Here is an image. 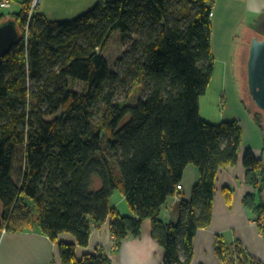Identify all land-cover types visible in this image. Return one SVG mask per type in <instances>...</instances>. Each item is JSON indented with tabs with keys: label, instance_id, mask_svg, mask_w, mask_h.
<instances>
[{
	"label": "trees",
	"instance_id": "16d2710c",
	"mask_svg": "<svg viewBox=\"0 0 264 264\" xmlns=\"http://www.w3.org/2000/svg\"><path fill=\"white\" fill-rule=\"evenodd\" d=\"M213 2L99 0L64 20L36 11L31 17L29 0L9 18L0 7V23L13 19L20 35L0 71V239L20 224L37 227L57 242L63 264H113L102 245L82 257L77 248L110 219L119 251L142 237L150 220L163 263H193L194 238L213 220L219 170L239 162L244 142L238 119L212 123L201 116L216 64ZM116 30L138 38L114 70L105 52ZM137 78L147 87L144 97L118 102L119 85ZM78 81L88 92L75 90ZM99 103L106 110L97 125ZM258 109L254 119L264 128ZM243 162L256 190L244 204L264 231V155L249 147ZM189 164L199 167L200 179L192 198L181 201L179 220L167 222L161 211L181 193ZM117 190L130 214L113 205ZM224 192L230 204L233 189ZM63 232L77 242L61 241ZM217 253L230 264H263L240 241L220 240Z\"/></svg>",
	"mask_w": 264,
	"mask_h": 264
},
{
	"label": "crops",
	"instance_id": "0c3cea01",
	"mask_svg": "<svg viewBox=\"0 0 264 264\" xmlns=\"http://www.w3.org/2000/svg\"><path fill=\"white\" fill-rule=\"evenodd\" d=\"M65 1V0H63ZM92 1V0H91ZM228 1L226 12L223 14L222 26L230 23L229 20L236 15L237 6L243 5L242 13L252 14L248 27L252 30V36H258L263 31L264 22V0H223ZM224 8L223 2L216 6L212 12V36L214 35V23L218 9ZM44 13V12H43ZM47 17L48 15L44 13ZM248 14V15H249ZM246 15V16H248ZM245 16V15H244ZM246 16L244 17L246 20ZM249 17V16H248ZM49 18V17H48ZM240 19L238 23H240ZM263 21V22H262ZM247 23V20H246ZM239 26V25H238ZM238 29V28H237ZM254 112H257L255 107ZM254 117V114H253ZM256 124V122H255ZM242 125V124H241ZM257 125V124H256ZM243 126L244 142L240 150L239 163L228 165L219 170L216 180L213 220L206 228L197 232L194 241V258L192 264H226L220 260L217 254V245L223 240L228 245H234L239 240L244 248L257 259L264 262V236L259 226L255 223V217L251 214L245 204L244 197L256 191L255 188L246 181L247 170L244 166L243 156L245 150L253 148L258 158L264 150V130L260 138V146L250 144L245 125ZM259 126V125H258ZM253 130L251 128V134ZM262 142V143H261ZM263 144V145H262ZM200 179L199 168L195 164H189L184 170L181 181L182 191L170 196L160 214V218L167 222L179 220L180 204L184 199L192 198V191ZM225 187L233 189V198L230 204L227 202ZM113 205L123 214H130L126 199L118 191L112 197ZM89 245L78 246L77 255L82 257L84 253L93 252L98 245L104 246L106 252L110 254L113 264H164L165 252L163 248L152 238L151 221L146 220L143 225V234L140 238H131L123 244L119 251H114V239L110 232V219L102 225H97L92 231ZM61 241L71 243L77 242L76 237L67 232L60 235ZM0 264H63L60 248L57 242L40 231L39 228L23 229L18 231L8 230L1 235L0 239Z\"/></svg>",
	"mask_w": 264,
	"mask_h": 264
},
{
	"label": "rangeland",
	"instance_id": "374dc122",
	"mask_svg": "<svg viewBox=\"0 0 264 264\" xmlns=\"http://www.w3.org/2000/svg\"><path fill=\"white\" fill-rule=\"evenodd\" d=\"M25 1L26 0H11L12 5L8 9H3V12L7 14V18L21 11ZM38 1V5H35L37 2L36 0H29V3L27 5H24L26 8L29 9L31 17L36 11L42 14L43 12L46 13L49 19L51 20H64L65 18H76L78 15L87 12V10L93 7L99 0ZM216 1L217 0H214L213 2L214 6H216ZM218 2L219 4L223 2L224 8L220 9L219 7L217 11V17L214 23L215 30L214 35L212 36V52L215 57L216 64L213 78L211 81L212 83L200 101L201 116H203L205 119L212 123L238 119L240 125L242 124L246 127L245 131L248 140H250V144L260 146L259 142L260 138H262L263 136V131L261 129V126L260 128L258 125L255 124V119L252 114V111H254L253 107H255L257 112H259V109L256 103H254L253 101L251 92H249V81H247V63L249 59L248 55L251 48L250 44L253 40V37H251L252 30L248 27V22H251L250 18L252 17V14H243L241 10H243L244 6L240 4L239 6H237L238 9L235 13L236 15H233V17L229 20L230 23H227L226 26H222V20L224 18L223 14L226 12V6H228V1L218 0ZM244 15L249 16H246L247 23L244 18ZM239 19L241 20L240 23H238ZM263 34L264 22L263 31L262 33L258 34V36L262 37L264 36ZM136 38H138V35L134 33L124 34L123 32L116 30L111 40V43L105 52L112 69H117V60L128 53V51L132 48L133 39ZM73 84L75 90H77L78 92H88L87 85L84 82L78 81ZM147 91V87L146 85H143V81L137 78L134 83L130 82L119 85L115 98L118 102L135 103L140 97H144ZM105 108L106 106L104 103H99L98 105L93 107L94 113L92 118L97 125L101 124L100 119L102 118L103 113L106 110ZM262 114V123L264 125V113ZM251 128L253 130L252 134ZM262 155H264V150ZM97 180L99 181L100 179L97 178ZM33 213L35 219L36 213L34 211ZM262 222L264 225V216ZM255 223L258 225L257 220H255ZM20 225L21 226H19L18 230H23L22 224ZM260 230L262 231L264 236V231L261 228ZM7 231L8 230L6 229V232ZM2 234H4V231ZM229 259H231V257ZM225 263L230 264L229 262ZM262 263L264 264L263 261ZM233 264L237 263L234 262Z\"/></svg>",
	"mask_w": 264,
	"mask_h": 264
},
{
	"label": "water",
	"instance_id": "95a60500",
	"mask_svg": "<svg viewBox=\"0 0 264 264\" xmlns=\"http://www.w3.org/2000/svg\"><path fill=\"white\" fill-rule=\"evenodd\" d=\"M19 38V30L13 19L0 23V71L4 55L11 52ZM250 47L247 63L249 92L254 103L264 112V36H255Z\"/></svg>",
	"mask_w": 264,
	"mask_h": 264
},
{
	"label": "built area",
	"instance_id": "2783aa9c",
	"mask_svg": "<svg viewBox=\"0 0 264 264\" xmlns=\"http://www.w3.org/2000/svg\"><path fill=\"white\" fill-rule=\"evenodd\" d=\"M36 1H38V0H36ZM38 2H39V1H38ZM38 2H36L35 5H37ZM11 5H12L11 0H0V6H1V8H3V9H8ZM181 187H182V186H181ZM5 232H6V229L4 230V233H5Z\"/></svg>",
	"mask_w": 264,
	"mask_h": 264
},
{
	"label": "bare ground",
	"instance_id": "6f19581e",
	"mask_svg": "<svg viewBox=\"0 0 264 264\" xmlns=\"http://www.w3.org/2000/svg\"><path fill=\"white\" fill-rule=\"evenodd\" d=\"M38 2V1H37ZM38 5V4H37ZM30 16H31V14H30Z\"/></svg>",
	"mask_w": 264,
	"mask_h": 264
}]
</instances>
